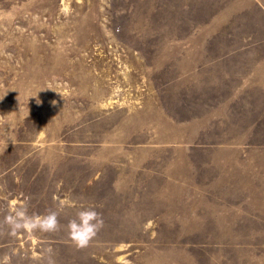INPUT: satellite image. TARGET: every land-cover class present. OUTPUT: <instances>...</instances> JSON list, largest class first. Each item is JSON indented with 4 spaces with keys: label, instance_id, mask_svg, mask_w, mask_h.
Returning <instances> with one entry per match:
<instances>
[{
    "label": "rangeland",
    "instance_id": "rangeland-1",
    "mask_svg": "<svg viewBox=\"0 0 264 264\" xmlns=\"http://www.w3.org/2000/svg\"><path fill=\"white\" fill-rule=\"evenodd\" d=\"M12 201L62 228L0 235L11 264H264V0H0Z\"/></svg>",
    "mask_w": 264,
    "mask_h": 264
},
{
    "label": "clouds",
    "instance_id": "clouds-1",
    "mask_svg": "<svg viewBox=\"0 0 264 264\" xmlns=\"http://www.w3.org/2000/svg\"><path fill=\"white\" fill-rule=\"evenodd\" d=\"M52 103L55 104V101ZM103 226L104 220L100 213L93 208H81L75 218L70 219L64 227L68 239L79 250L87 248ZM61 228L59 210H49L43 215H30L27 205H17L16 201H12L9 210L0 220V235L12 237L20 233L31 235L37 231L56 233ZM45 253L46 264H56L53 250L47 248ZM0 264H11V257L5 255L0 259Z\"/></svg>",
    "mask_w": 264,
    "mask_h": 264
}]
</instances>
